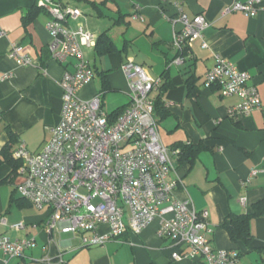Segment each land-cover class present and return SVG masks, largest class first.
Segmentation results:
<instances>
[{
    "label": "crops",
    "instance_id": "obj_1",
    "mask_svg": "<svg viewBox=\"0 0 264 264\" xmlns=\"http://www.w3.org/2000/svg\"><path fill=\"white\" fill-rule=\"evenodd\" d=\"M42 0H0V235L10 238H35V247L19 257L0 259L6 264H202V261L171 258L170 242L158 234L160 218L140 233L128 231L102 244H86L84 235L56 227L45 230L47 211L21 198L16 190L23 175L13 171L3 159L1 149L15 137L14 151L24 142L39 151L51 136L50 127L60 121L65 65L52 59L46 28L50 17ZM81 15L69 17L72 28L82 27L97 37L107 34L116 50L98 54L95 47L85 48V56L95 69L94 79L79 91L83 99L102 93V108L110 115L130 102L129 82L122 69L133 59L160 86L152 91L155 117L161 141L169 148L191 142L199 147L189 158L177 163L171 180L180 181L174 196L191 199L198 211H208L215 247L236 249L239 264H264V215L251 220L253 239L249 244L234 241L222 226L229 214L251 213L253 203L264 197V0L254 17L241 11L225 12L236 1L246 0H55ZM181 1L189 17L202 14L210 25L203 38L189 44L186 59L173 60L178 50L172 45L173 3ZM38 7L35 17L26 18ZM122 38L121 45L118 40ZM206 42L207 46H203ZM13 43L24 47L33 58L29 65L9 57ZM217 56L226 58L251 73V84L261 96L263 106L248 114H231L241 99L223 96L219 86L205 85L206 73ZM13 157V153H12ZM245 199V202L242 200ZM6 219V223L1 221ZM24 221L25 227L12 224ZM108 226L98 233L108 232ZM50 257L52 262L44 261Z\"/></svg>",
    "mask_w": 264,
    "mask_h": 264
},
{
    "label": "built area",
    "instance_id": "obj_2",
    "mask_svg": "<svg viewBox=\"0 0 264 264\" xmlns=\"http://www.w3.org/2000/svg\"><path fill=\"white\" fill-rule=\"evenodd\" d=\"M263 0L236 1L225 12L241 11L254 17ZM164 4L169 0H162ZM177 15L172 18V45L178 50L174 62L185 61L189 44L203 38L210 25L204 15L194 17L184 11L181 1L173 3ZM50 17L46 23L51 41L52 59L65 65L60 81L62 109L58 124L50 127L51 136L39 151H31L24 142L13 151L20 162L23 180L16 186L20 196L36 208L47 211L45 230L56 227L84 235L86 244H102L131 231L140 233L160 218L158 234L170 242L171 258H189L202 264H239L236 249L212 244L208 211H198L191 199L174 196L180 181L171 180L177 167L179 148L167 147L160 138L155 117V99L151 96L161 84L142 65L129 58L122 69L129 82V104L111 119L102 108V93L83 99L79 91L90 83L95 69L85 56V48L95 47L97 36L67 24L69 17L81 15L79 8L65 7L55 0H42ZM203 46H207L203 42ZM9 57L29 65L33 58L24 47L13 43ZM251 73L217 56L216 64L205 75V85H217L223 96L237 95L241 101L231 114H248L263 106ZM245 202V199L242 200ZM1 221L6 223V219ZM108 226L100 234L98 228ZM21 229L25 222L12 224ZM35 238L12 239L0 235V252L5 257L22 256L35 247ZM52 262L48 256L43 259ZM0 264H6V261Z\"/></svg>",
    "mask_w": 264,
    "mask_h": 264
},
{
    "label": "trees",
    "instance_id": "obj_3",
    "mask_svg": "<svg viewBox=\"0 0 264 264\" xmlns=\"http://www.w3.org/2000/svg\"><path fill=\"white\" fill-rule=\"evenodd\" d=\"M38 10V7L31 9L26 15V18L35 17ZM95 49L97 50L98 54H105L108 52H112L117 48L112 39L107 34L103 33L97 37ZM158 103L159 100H157L155 103L156 107ZM124 108L125 107L113 111L112 113H110L109 117L111 119H114ZM8 132L9 141L1 149V155L4 160L12 164L13 171H15L18 167V161L14 157H12L13 151L11 150L15 135L11 130H8ZM175 148L180 149V152L177 157V163L182 160H185L186 158H189L193 153L200 149L199 147H195V145H193L191 142L176 146ZM18 200L26 201L22 197ZM252 207L253 211L251 213L229 214L225 218L224 222L222 223V226L228 231L232 240H242L245 244H249L253 239V233L251 231V220L253 218L264 215V197L253 203Z\"/></svg>",
    "mask_w": 264,
    "mask_h": 264
},
{
    "label": "rangeland",
    "instance_id": "obj_4",
    "mask_svg": "<svg viewBox=\"0 0 264 264\" xmlns=\"http://www.w3.org/2000/svg\"><path fill=\"white\" fill-rule=\"evenodd\" d=\"M121 42H122V38L118 40V44L121 45ZM91 62L93 64V59H91Z\"/></svg>",
    "mask_w": 264,
    "mask_h": 264
}]
</instances>
